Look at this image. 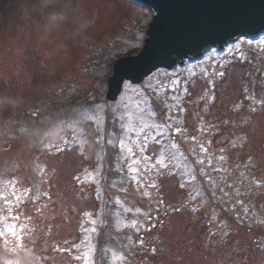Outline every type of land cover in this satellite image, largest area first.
<instances>
[{"label":"rangeland","instance_id":"obj_1","mask_svg":"<svg viewBox=\"0 0 264 264\" xmlns=\"http://www.w3.org/2000/svg\"><path fill=\"white\" fill-rule=\"evenodd\" d=\"M67 2L70 19L57 27L40 0H0V93L23 99L0 110V216L26 248L0 238V264H22L29 249L36 264H85L74 257L89 245L93 264H112L114 252L124 257L117 264H264V34L209 49L186 73L127 81L111 103L113 61L141 49L151 13L134 0ZM141 109L146 124L171 127L146 129L129 156L119 140L128 142L127 118L138 127ZM53 125L62 132L44 144L24 131ZM88 172L99 184L81 182ZM13 181L28 190L21 201ZM134 220L139 231L118 230Z\"/></svg>","mask_w":264,"mask_h":264},{"label":"water","instance_id":"obj_2","mask_svg":"<svg viewBox=\"0 0 264 264\" xmlns=\"http://www.w3.org/2000/svg\"><path fill=\"white\" fill-rule=\"evenodd\" d=\"M151 20L144 27L140 50L113 61L106 99L114 101L124 81L139 84L158 69L171 70L222 50L243 37L264 33V0H134Z\"/></svg>","mask_w":264,"mask_h":264},{"label":"snow or ice","instance_id":"obj_3","mask_svg":"<svg viewBox=\"0 0 264 264\" xmlns=\"http://www.w3.org/2000/svg\"><path fill=\"white\" fill-rule=\"evenodd\" d=\"M250 43V42H249ZM261 43H264V41H262ZM234 47H238L237 46H234ZM220 76H223L224 73L221 72L219 73ZM175 83V82H174ZM214 99V97H213ZM137 108L140 107V104L139 102L137 103ZM182 110V109H181ZM144 110L141 109L140 110V115H139V126L138 127H135L134 126V117L130 114L127 118V132L129 133L128 137H127V140L128 142L126 143L125 139H120L119 140V148L121 150V152H127V154L129 156H131L133 154V147H132V144L133 143H139V137L142 133H145L146 129H151V128H155L157 130V132L159 134H163V131H161V129H167V128H170L171 125H160V124H146L145 123V120H144V114H143ZM149 118L151 119V114H149ZM61 132H62V129H61ZM175 132L176 133H180L181 132V129L179 127H177L175 129ZM132 133H135V137L136 139L133 140V136H132ZM64 141V144H68L69 141L66 137H61ZM47 139L46 137L42 138L41 139V143L44 144V140ZM83 143V141H81V144ZM109 144H111V141L109 140ZM51 146L48 145V144H45V148H50ZM173 147H175V145H173ZM64 148H61L59 146H57V149L56 151L59 152V151H63ZM142 150V149H141ZM201 151L204 152L206 151V149L203 148V146L201 145ZM144 159H147V157H144ZM220 159H224L223 157H220ZM140 161L138 160H132L131 163L128 165V170H129V173L132 174V179L134 181H136L138 184H140V180L139 178L137 177V175H135L137 172H138V169L136 167H134V165H137L139 164ZM198 163H203L202 160H199ZM156 164L160 165L161 167H167V165L165 164V161L163 158H160V159H157L156 160ZM218 171L220 169H217ZM43 171V170H41ZM87 171V170H86ZM99 175V172H97L95 175L91 172H88L87 173V176H85L84 180L81 181L82 183L84 182H89L90 180L91 181H95L97 184H99V181L96 179V177ZM77 180L80 179V177H76ZM192 180H195V176H192L191 177ZM141 187H143V184H140ZM151 187H156L155 184H152ZM181 187H184V185L182 184ZM14 193H18L15 195V200L16 201H21L22 199V195L23 196H26L27 195V192L28 190H24V192L22 194H19V190L18 189H15V182L13 181L12 182V189H11ZM222 190V189H221ZM44 196H47L48 194L47 193H43ZM149 193L148 192H145L144 193V196H148ZM37 199L39 198V196L36 197ZM5 199V194L3 192V190H0V200H4ZM121 201L119 199L116 200V204L117 205H120ZM7 204H8V211L9 213H11L12 211V202L11 201H7ZM129 209H125V211H128ZM179 210V209H177ZM196 209H192V211H195ZM137 213L140 212L139 209L136 210ZM91 213H88V212H85L84 213V216L86 218H88L89 222L93 225V227L90 229L91 232H96V227L95 225L97 224V221L95 219H91ZM5 217L3 216H0V225H3V227H0V238H4L6 235L7 236H11L15 241H16V244L15 246H13L12 248H21V249H26L24 247V245L21 243L22 241V236L18 234V231H17V226L16 224H4V221H5ZM13 220H16L18 219V217H12ZM155 225H153L154 227ZM120 227H132V228H135L137 231H139V228L137 227V221H132L131 224L129 225L127 222H120V221H117V228L118 230L120 229ZM24 229V225H20V228H19V231L22 232ZM29 231H31V229H29ZM87 239V238H86ZM8 241L5 240V244L7 245ZM84 242H82L83 244ZM141 243H142V240H141ZM76 248L77 249H80L81 248V245H76ZM60 251H64L63 249H61ZM153 252H155V249L152 250ZM94 253V248L89 245L87 247V249L83 252L82 256H75L74 258L75 259H81L83 258L85 264H93L92 262V255ZM124 260V257L122 254H117V253H113V256H112V264H117L118 261H123Z\"/></svg>","mask_w":264,"mask_h":264},{"label":"clouds","instance_id":"obj_4","mask_svg":"<svg viewBox=\"0 0 264 264\" xmlns=\"http://www.w3.org/2000/svg\"><path fill=\"white\" fill-rule=\"evenodd\" d=\"M62 3V0H40V4L44 9H50L48 11V20L54 21L57 27L62 26L70 19L69 3L67 0L64 2L63 7H57ZM23 103L21 97L9 95L6 93H0V110L14 109L19 107ZM24 131L30 137L39 138L46 137L50 140H56L61 134V127L59 125H53L47 130L25 128ZM22 264H36V257L32 253L31 249L22 254Z\"/></svg>","mask_w":264,"mask_h":264},{"label":"trees","instance_id":"obj_5","mask_svg":"<svg viewBox=\"0 0 264 264\" xmlns=\"http://www.w3.org/2000/svg\"><path fill=\"white\" fill-rule=\"evenodd\" d=\"M253 43V42H252ZM254 43H256V42H254ZM200 62H206L205 60H201V61H199V62H196V63H193V64H190V63H188L190 66H195L194 64H198V63H200ZM199 65V64H198ZM187 66V64L182 68V70H180L181 68H179V67H175L174 69H173V71H175V70H179L180 72H184V73H186V71H188V70H190V69H184L185 67ZM189 77V76H188ZM190 77H192V76H190ZM189 77V78H190ZM166 86H169L168 84H166Z\"/></svg>","mask_w":264,"mask_h":264}]
</instances>
